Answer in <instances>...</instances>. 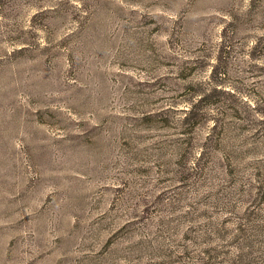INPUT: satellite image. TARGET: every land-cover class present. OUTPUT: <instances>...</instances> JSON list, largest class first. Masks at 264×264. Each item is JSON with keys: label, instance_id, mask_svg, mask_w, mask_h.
I'll return each mask as SVG.
<instances>
[{"label": "rangeland", "instance_id": "obj_1", "mask_svg": "<svg viewBox=\"0 0 264 264\" xmlns=\"http://www.w3.org/2000/svg\"><path fill=\"white\" fill-rule=\"evenodd\" d=\"M0 264H264V0H0Z\"/></svg>", "mask_w": 264, "mask_h": 264}]
</instances>
